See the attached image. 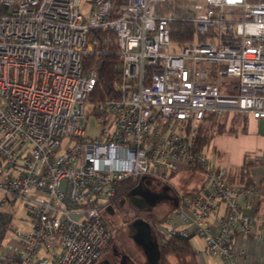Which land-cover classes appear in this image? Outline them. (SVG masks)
<instances>
[{
	"label": "built area",
	"instance_id": "1",
	"mask_svg": "<svg viewBox=\"0 0 264 264\" xmlns=\"http://www.w3.org/2000/svg\"><path fill=\"white\" fill-rule=\"evenodd\" d=\"M83 1L0 0V264H94L102 211L142 178L177 193L164 240L193 227L199 255L239 264L237 234L264 245V184L231 182L197 137L212 114L264 121V0H85L88 16ZM181 18L194 35L176 46ZM111 44L119 95L91 111Z\"/></svg>",
	"mask_w": 264,
	"mask_h": 264
},
{
	"label": "trees",
	"instance_id": "2",
	"mask_svg": "<svg viewBox=\"0 0 264 264\" xmlns=\"http://www.w3.org/2000/svg\"><path fill=\"white\" fill-rule=\"evenodd\" d=\"M194 26L188 19H178L173 24L172 40L176 46H183L193 40ZM115 45L111 44L110 52L107 56H103L99 61L95 62L94 67L98 69V83L94 92L91 95L90 104L91 111L97 112L99 102H104L107 99L116 98L119 95L120 85L122 80V68L119 63L118 56L115 52ZM93 63V62H92ZM248 119L244 117H235L232 119V124L228 127L229 121L227 118L220 117L217 114H212L203 122L199 135L197 137V150L204 152L205 149L211 144L215 134L236 133V124H241L243 130L247 128ZM253 163L244 164L238 171L240 183L254 184L250 167ZM231 182L236 183L232 180ZM127 193H123L121 196ZM120 196V197H121ZM119 197V198H120ZM174 208H170L164 217L157 222V229L155 230L156 236L160 242L161 258L159 264H201L198 258V252L192 244L193 234L188 232H177L171 238L164 240L159 235V225L166 221L168 216L172 214ZM112 228V237L106 248L111 246L115 240V233ZM105 250V251H106ZM104 251V252H105ZM98 261V260H97ZM96 261V262H97ZM96 262L94 264H96Z\"/></svg>",
	"mask_w": 264,
	"mask_h": 264
},
{
	"label": "flooded vegetation",
	"instance_id": "3",
	"mask_svg": "<svg viewBox=\"0 0 264 264\" xmlns=\"http://www.w3.org/2000/svg\"><path fill=\"white\" fill-rule=\"evenodd\" d=\"M184 180H177L179 188H183L185 191L195 188L196 184H187ZM147 193H153L158 196L155 205L151 204ZM176 201L177 193L168 189L158 180L145 181V191L140 195H129L127 193L114 201L112 205L118 216V219H116L117 223L120 226L117 228L111 225L114 229L115 240L119 232L123 233L122 241L120 240L118 244L112 243L96 264H146L142 252L136 247L131 238V235L138 230L136 227H131V224L135 221L148 222L155 233L157 222L161 220L160 216L164 215L165 211H169V208H174Z\"/></svg>",
	"mask_w": 264,
	"mask_h": 264
},
{
	"label": "crops",
	"instance_id": "4",
	"mask_svg": "<svg viewBox=\"0 0 264 264\" xmlns=\"http://www.w3.org/2000/svg\"><path fill=\"white\" fill-rule=\"evenodd\" d=\"M236 133H230V135ZM243 133L235 139L232 137L223 139L222 149L226 154L216 148L215 153L222 161L220 163L218 160L217 163L228 170L233 181L240 183V177L237 176L239 169L251 162L253 164L250 170L254 184H264V121H258L253 126H249L247 122V128L243 130ZM188 233L197 236L193 227L188 229ZM200 240L204 246L203 240L201 238ZM234 248L240 253L244 252L239 264H264V245L237 234L234 237ZM198 258L201 264H226L218 256L198 254Z\"/></svg>",
	"mask_w": 264,
	"mask_h": 264
},
{
	"label": "rangeland",
	"instance_id": "5",
	"mask_svg": "<svg viewBox=\"0 0 264 264\" xmlns=\"http://www.w3.org/2000/svg\"><path fill=\"white\" fill-rule=\"evenodd\" d=\"M84 1H83V4H82L81 8H80V11L82 13H84L86 16H88L87 13H88V9L89 8L86 6V4H85ZM188 1L189 2L196 1V2H201V3L205 2V0H185L184 2H188ZM227 93H231V91L230 90L229 91L227 90ZM248 123H249V126H253L254 123H256V124L258 123V120H256L253 117H251L248 120ZM231 124H232V119L230 118L229 119V123H228V127H230ZM93 126H94V121H92V127ZM236 127H237V133L236 134H233V135H230V133L215 134L214 137H213V139H212V141H211V144L205 149L204 154L213 162L214 165H220V164L217 163L218 160H219L220 163H222V161L220 159H218V157H217V155L215 153V149L217 148L222 153H224V150L222 149V145L224 143V140L223 139L230 138V137H232L233 139H235L238 135H240L241 133H243V126L240 123L239 124H236ZM224 154H226V153H224ZM221 167H223V166H221ZM193 173H196L197 175H201L202 176V173H200V172L185 171V172H180L177 175H174V180L175 179L176 180L179 179V181H180L181 179H185L184 181L186 182V180H188V179L191 178V175ZM2 180H3V177H0V182ZM2 198H3V193L0 191V202H1ZM167 211H165V213ZM165 213H164V215H165ZM164 215H161L160 216V219H162L164 217ZM25 220H31L30 215L28 213V210L25 207L24 201H18L15 204V219H14V222H13L14 223V226H16V228L19 229V230H25V229H27L26 223L24 222ZM175 220H177V218ZM159 227H161V228L167 227L166 221H164L163 223H160ZM126 234H127V232H126ZM122 236H123V233H120L119 232V234L117 235V238H116V240H114V242L116 244H118L119 241L121 240ZM192 244H193L194 248L197 249L198 251L201 250L202 247H203L202 246V242H201L199 236H195V235L193 236V238H192Z\"/></svg>",
	"mask_w": 264,
	"mask_h": 264
},
{
	"label": "water",
	"instance_id": "6",
	"mask_svg": "<svg viewBox=\"0 0 264 264\" xmlns=\"http://www.w3.org/2000/svg\"><path fill=\"white\" fill-rule=\"evenodd\" d=\"M145 191V179L142 178L139 184L129 192V195H140ZM148 199L152 205H155L158 199L156 194L147 193ZM177 206V201L174 207ZM103 217L106 221L110 222L117 228L120 226L117 223L118 216L115 212L113 205L106 207L102 211ZM131 227H136L138 230L131 235L136 247L142 252L146 260V264H159L161 258L160 242L154 233L150 223L145 221H135Z\"/></svg>",
	"mask_w": 264,
	"mask_h": 264
}]
</instances>
